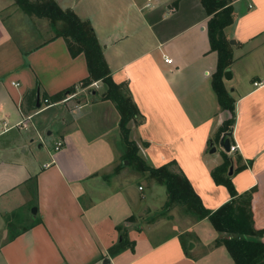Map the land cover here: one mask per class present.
Returning <instances> with one entry per match:
<instances>
[{
	"label": "crops",
	"instance_id": "1",
	"mask_svg": "<svg viewBox=\"0 0 264 264\" xmlns=\"http://www.w3.org/2000/svg\"><path fill=\"white\" fill-rule=\"evenodd\" d=\"M55 1L91 22L113 80L128 87L144 116L143 124H130V140L145 161L155 168L176 161L203 205L215 211L231 197L211 172L222 164L224 153H237L241 160L234 169H246L233 173L232 181L239 194L255 190L253 220L264 231V0H225L234 9V23L224 30L234 58L233 77L224 78L236 102L234 154L220 146L223 135L216 139L232 115L221 109L212 88L218 54L211 51V16L200 0ZM121 3L134 13H120ZM96 7L104 9L100 22ZM48 26L45 19L22 12L14 0H0V138L18 130L19 143L37 142L41 153L49 143L55 148L63 144L46 151L48 160L34 158L32 169L25 158H6L0 145V198H11L0 201V216L17 196L21 201L18 193H9L32 179L38 209L15 234L1 224L3 263L235 264L224 246H215L219 234L207 219H176L178 226L174 223L168 236L156 240L145 231L157 227L144 224L145 209L148 215L158 209L143 206L149 196L132 191L134 180L126 183L123 169L119 172L127 148L119 111L112 101L102 100L101 81L79 87L88 77L85 57H72L66 41ZM71 87L75 93L52 101ZM32 91H40L41 105L48 99L52 106L26 111L24 97ZM130 220L134 226L128 227ZM122 225L133 248L112 255Z\"/></svg>",
	"mask_w": 264,
	"mask_h": 264
},
{
	"label": "trees",
	"instance_id": "2",
	"mask_svg": "<svg viewBox=\"0 0 264 264\" xmlns=\"http://www.w3.org/2000/svg\"><path fill=\"white\" fill-rule=\"evenodd\" d=\"M208 17V37L211 51L218 54V65L212 79V88L223 111L231 113L232 118L225 121L217 132L216 139L232 132L236 123L235 100L224 84V73L233 63L231 45L225 37V28L234 23V9L225 0H200ZM16 6L27 15L46 19L57 28V37H62L68 46L72 57L83 55L87 62L88 77L82 80L79 87L88 88L95 82L103 83L102 100L112 101L120 114V131L126 145L122 159L134 165L137 172L148 174L157 184L167 190V202L163 210L169 213L178 207L181 211L196 221L207 219L212 224L219 237L214 242L216 247L224 246L235 264H264V231L255 227L253 220L252 201L255 190L239 194L229 176L232 166L240 162L241 157L223 154V162L212 172L216 185L224 186L230 194V201L215 211L207 209L195 192L184 172L176 161H171L158 168L150 166L142 157L140 147L130 140V124L137 126L144 123L141 114L126 85L117 84L104 57L103 47L89 20H82L74 11L63 10L55 0H14ZM59 29V30H58ZM76 87L66 89L52 98L57 102L66 94L75 93ZM37 91H32L24 97L26 111L37 107ZM231 143L232 136L230 137ZM147 144L144 143V146ZM244 165L234 169L237 174L245 170ZM185 245V243H184ZM133 243L123 239L116 248L110 250L112 255L126 249H132Z\"/></svg>",
	"mask_w": 264,
	"mask_h": 264
},
{
	"label": "rangeland",
	"instance_id": "3",
	"mask_svg": "<svg viewBox=\"0 0 264 264\" xmlns=\"http://www.w3.org/2000/svg\"><path fill=\"white\" fill-rule=\"evenodd\" d=\"M120 5L117 4L114 7H112L111 12L113 13V11H116L118 6H120V10H119L120 13H122V14L123 13L133 14L134 13L133 10L130 11L129 9H127V11H126L124 3L123 4L121 3ZM103 10L104 9L102 7L94 8L93 12L96 14L95 17H96V20L98 22H100L101 19L104 18L103 16H105V13ZM46 21L50 25V26H48V28H50V30H52V33L56 34L58 27L56 28L51 22H49L48 20H46ZM100 91H102V89ZM19 133L20 132L18 130H15L12 133H10L9 135L3 136L0 138V145L3 144V146H5L3 148L4 151L2 152V154H4L6 158L7 157H13L16 155H17V158H25L26 160L30 161V165H31L30 168L31 169H32V162H34V158L40 159V162H43V161L49 159V156H48V154H46V151L47 150L54 151V148H55L54 142H52L51 144L49 143L48 147L45 146L44 147V153L43 152L41 153L40 152L41 149L39 150V144L37 142H35V144H33L32 146L23 147L22 144L19 143V137H18V136H20ZM16 142H18V143H16ZM7 144H11V145H7ZM25 150H26V153H24ZM125 163L127 165H125ZM119 168H120L119 172H121V170L123 169V172H121V173H123L122 177L125 178L124 181L126 183H128V181H130V179L134 180V186H132V191H134L136 194L141 193L145 197L149 196V199L147 197L146 204H144L143 206L150 205L154 208L157 207V209H158L155 211L154 214H150V215H148V214L151 211L147 212V209H145L144 214H146V217L143 218L144 224H146L145 222H147V223L151 222L152 224H154L153 226H157L154 230H152V229L146 230L148 227H146V229H145V231H147L149 233H153V239L154 240L168 236V234L175 229L172 227V225L174 223L176 225L178 224L176 222V219L180 220V219H184L186 217L192 221H195L194 218L184 214L181 211V209L178 207H176L172 212H170V215H172L171 216L172 218H169L168 213H165L166 210L165 209L163 210V207H164V205L168 199L167 198V192H166L167 190L165 189V187L156 184V182L154 180L149 178L148 174H143V173L137 172L135 169V166L130 165L128 163V161H126V160L125 161L121 160L119 162ZM113 172L115 174V171H113ZM35 184H36V182L34 181V179H32V180L28 181L27 183H24L23 185L19 186L15 191L9 193V194H13V195H14V193H18L21 197V201H20L19 197L15 194L14 197L17 196L16 197L17 201L15 203H12V205L9 208L8 213H5L4 217L2 215L0 216V226L2 223H6L5 227L8 228L12 234H15L16 232H18L20 230V226H22L24 223H26L25 222L26 219H30L29 215L32 218H34V216L32 215L33 214L32 211H33V208H35V207L37 208V206L34 205V201L32 202V199H33L32 196H33V190H34ZM152 184H154V186H152ZM140 186L142 187L141 191L139 189ZM152 187H155V189L152 190L151 189ZM138 189H139V191H138ZM152 194H153V196H151ZM4 197L6 198V196H4ZM4 197L0 198V201ZM136 198L137 197L135 196L134 199H136ZM7 199H11V198H6V200ZM139 200H140V198L138 199V201ZM143 203H145V202H143ZM130 204L133 205V203H131V202H130ZM138 205L139 204L135 203L133 205V207L138 206ZM10 209H13V210H10ZM127 224H128V227L134 226L133 220H130ZM121 228H123V230L117 238V244L120 243L121 237H122V240L126 239V241H128V238H129L128 229L124 228L123 225L121 226ZM114 248H116V246ZM0 264H4L1 258H0Z\"/></svg>",
	"mask_w": 264,
	"mask_h": 264
},
{
	"label": "water",
	"instance_id": "4",
	"mask_svg": "<svg viewBox=\"0 0 264 264\" xmlns=\"http://www.w3.org/2000/svg\"><path fill=\"white\" fill-rule=\"evenodd\" d=\"M105 48V47H104ZM233 77V74H232V71L230 69H227L224 73V78L228 81V80H231ZM36 101H37V105L36 107L37 108H40V101H41V97H40V91H37V98H36ZM233 134V131L232 132H228V133H225L223 135V137L221 138V141H220V146L225 150V152L227 153H230L231 152V140H230V137L232 136ZM210 146L212 147L211 149V152L214 153L216 151L215 147H214V142H210ZM234 173V167L232 166L230 168V171H229V175L232 176ZM37 211L38 209L35 207L33 208V215L35 216L37 214ZM120 240H122L120 238ZM108 260L104 261V264H108Z\"/></svg>",
	"mask_w": 264,
	"mask_h": 264
},
{
	"label": "built area",
	"instance_id": "5",
	"mask_svg": "<svg viewBox=\"0 0 264 264\" xmlns=\"http://www.w3.org/2000/svg\"><path fill=\"white\" fill-rule=\"evenodd\" d=\"M169 60H170L169 58H165V62H166V63H169ZM255 85L258 86L259 84L255 83ZM72 96H73V95H72ZM42 103H43V104L41 105V106H43V107H42V110L47 109L48 107L52 106V104L49 102L48 99H44V100L42 101ZM29 118H30V117H29ZM23 126L26 127V124H23V123H22V127H23ZM62 145H63L62 143H58L57 146H56V148H55L56 151L59 150V149L62 147ZM237 150H238L237 145L231 143V152H230V153H235ZM140 189H142V188H140Z\"/></svg>",
	"mask_w": 264,
	"mask_h": 264
}]
</instances>
